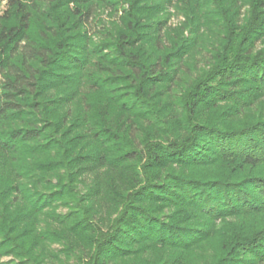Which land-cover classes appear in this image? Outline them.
<instances>
[{"label":"trees","instance_id":"1","mask_svg":"<svg viewBox=\"0 0 264 264\" xmlns=\"http://www.w3.org/2000/svg\"><path fill=\"white\" fill-rule=\"evenodd\" d=\"M0 1V264H264V0Z\"/></svg>","mask_w":264,"mask_h":264},{"label":"rangeland","instance_id":"2","mask_svg":"<svg viewBox=\"0 0 264 264\" xmlns=\"http://www.w3.org/2000/svg\"><path fill=\"white\" fill-rule=\"evenodd\" d=\"M122 7L124 9H127V5H123ZM4 9H5V3H4V1H0V12H2ZM167 12H170V14L172 15V17L168 21V24L170 26L175 27V26H178L184 22V18L181 15V13L173 14L174 12L172 10H169ZM100 14H101L100 18L105 24H110L113 22H115L114 24H119L121 12H118V14L115 15V14H110V12H106L103 10ZM57 17L59 19V23H56L57 24L56 27L58 28L56 31L62 32L61 28L65 25V20L68 17V13L66 10L61 9V10L57 11ZM31 19L32 20L36 19V20H34L33 25L35 28L34 30L38 31L41 28V24L44 21L41 18H38V17L35 18L34 14H32ZM59 24H60V26H59ZM33 33L35 35H37L35 33V31ZM7 158L9 159V156L8 157L2 156L0 154V187L1 188H5V187L9 186L10 183L7 182L8 179H10L13 183H15V186H16V180H15L14 176L12 174H10L8 168L5 167V165H6L5 162H6ZM3 164H4V166H3ZM5 179H6V181H5ZM80 191H83V190L80 189ZM6 195H7L6 197L4 195L3 196L0 195L1 196L0 197V216H1V214H12V215H14L16 212V209L18 207L22 206V204L21 205H18L17 203L14 204L13 198H14L15 194L13 192L7 193ZM57 212L58 213L64 212V209L59 208L57 210ZM257 220H259V222H257L258 224L262 223V222H260V220L263 221V219L261 217L258 218ZM61 249H62V246L57 245V244L47 246V251L50 250V252L52 254H56L57 256H59L61 262L45 258V259H43L42 264H78V261L76 262L74 259L65 261L66 259L62 256V254L59 253V251H61ZM207 252H210V248H208V247H207ZM11 261H13V259H12V257H9V256H4V257L0 258L1 263H9Z\"/></svg>","mask_w":264,"mask_h":264}]
</instances>
